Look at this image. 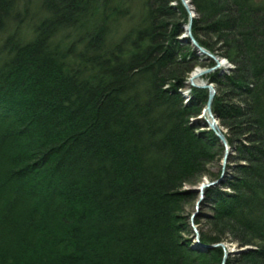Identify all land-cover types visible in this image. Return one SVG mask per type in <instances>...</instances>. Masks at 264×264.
I'll return each mask as SVG.
<instances>
[{"label":"trees","instance_id":"obj_1","mask_svg":"<svg viewBox=\"0 0 264 264\" xmlns=\"http://www.w3.org/2000/svg\"><path fill=\"white\" fill-rule=\"evenodd\" d=\"M28 1L0 0V264H221L206 245L228 241L254 248L226 264H264V0H191L192 35L234 62L213 110L246 164L206 191L196 248L179 190L224 146L189 122L204 90H178L198 65L183 5Z\"/></svg>","mask_w":264,"mask_h":264},{"label":"rangeland","instance_id":"obj_2","mask_svg":"<svg viewBox=\"0 0 264 264\" xmlns=\"http://www.w3.org/2000/svg\"><path fill=\"white\" fill-rule=\"evenodd\" d=\"M22 1L24 2V0H22ZM131 1L129 3H126L125 5L130 8L129 9L130 11L135 10V15H137L138 10H137V8L134 7L137 4H135V1H132V2ZM179 1L183 5L184 10H186V12L188 14V11H187L186 7L184 6V3H182V0H178V2ZM28 3L30 4V6H28L29 10H31V12H33L36 17L41 16V13L38 10V5L41 4V0H30V2L28 1ZM186 3L188 5V7L191 6V8H192V9H190V8H188V9L193 14V17H192V21H193L194 18L198 17V13L195 11L194 4L191 3V0H186ZM170 4L172 7H174L178 3H177V1H174ZM178 21L181 22L180 24L182 25L181 27L183 28V32L178 37L179 40H181V42L183 44H185V46H187V45L191 46L192 49L195 50L196 56L198 59L197 60L198 65L196 64L193 67V69L188 72V75L186 78L187 80L185 81L184 86L182 88H178V90H180V92L182 93L181 95L184 97L183 101L186 104L189 103V100L193 96L194 90H192V89L204 90L203 93L205 95V98L203 99L204 102L201 105V110H200L201 112H200V114H198L196 116H192L190 118V122H192L193 126L197 125L196 127L195 126L193 127L195 133H199L202 131L207 132L208 130H211L212 132H214V134L219 139L217 133L210 128V125L208 122L210 120V117H209V114L207 113L205 107L207 106V104L209 102V100H208L209 89L205 86L211 85L212 88L215 90L213 95H212V99H211L212 101H211L209 109L211 111V114H213L214 118L216 119V121H218V118H217V116L213 110V106H214V102H215L214 98L219 96V95L222 97L223 93L226 92L227 90H230V89H228V87L226 85H224L223 83H221V85H218L217 83H215V80H212L211 75H213L214 73H217L220 77L231 75L232 71L236 69L234 62L230 61L227 57L222 55L223 50H214V51L208 50L204 46H201L196 39L195 40L198 42V46L203 47L204 52L201 51L199 49V47L197 48V47L193 46L192 38L189 35H187V32H186V27L188 26L187 23L189 21V14H188V21L185 24L183 23V20L181 18H178ZM192 21H191V24H192ZM192 26H193V24H192ZM192 26H191V34H192ZM13 33L15 36L18 34V33H15V29L13 28V26H9L7 29L4 30V34H2V36L4 37V39H7V38H10V36ZM23 35H24V38H27V37L31 36V33L30 32H24V34H20V37L23 38ZM193 37H194V35H193ZM210 54L215 56V57H219L220 64L222 63L225 66L220 67V64L217 66L215 59L212 56H210ZM187 55L188 54H186L185 56H187ZM199 68H200V71H199L198 75L200 76L199 78H200L201 82L197 83L195 80H193L194 85H192L191 80L188 81V77L190 74H192V71H194L195 69H199ZM189 79H191V78L189 77ZM188 83H190L189 87H187ZM166 87H168V85ZM223 98L227 102H229V100L226 97L223 96ZM262 100H264V99H262ZM236 102H238V100H236ZM263 103H264V101H263ZM240 104L242 105L243 103H240ZM204 117H207V119H208L207 122L203 121ZM84 119H87V116H84ZM199 119H201L202 122H204L205 124L204 123L201 124V122H200L201 120L199 122H196ZM79 122H81V120H79ZM198 123H200L201 125H198ZM217 125L219 126V131L224 133V136H225L226 129L224 127L220 126L219 121L217 122ZM226 142H227V140H226ZM219 143H221L224 146V153L217 155L213 161H210L209 163L206 164L205 170H206V173H208V175L204 174V177H202L201 181H199L196 184H193V185L184 184V185H182V187H180L179 192H183V191L187 192L185 194L186 197L182 198L183 203L181 206L182 211L180 213V218H181L180 220L183 223V228L184 227L186 228V226H189L188 230H187L188 232L179 231L181 236H182L181 242H184L188 238L189 241L192 243L191 245H197L198 242H195L196 237L194 236L196 233L195 228L197 229V231L200 233L199 235L201 236V233L206 232V230H208V228L210 227L207 224L206 218H207V215L211 214V211L205 207V203H207V201H205V199H206L205 196H206V191L209 188L215 187L219 183L217 178L215 177V175L219 174L220 178H222V180H224L226 176L230 175L233 172L234 168H236V164L246 165L244 161H240V162L233 161V162H231V158L234 157L235 154L232 152L231 147H228L229 145H227L228 157L225 160V156H226L225 152L227 150V147H225L226 145L224 143H222L220 139H219ZM213 176L215 177V179L213 178ZM215 181H216L215 186H212V185L209 186L208 185L204 188V191H203L204 193L202 195L203 199H202V202L199 203V201L201 199L200 198L201 192H200L199 186L202 184H205V183H214ZM221 190L226 192V191H228V188L227 187L222 188ZM206 206H208V203L206 204ZM199 242H200V238H199ZM219 243H220V245H218V246H221V247L224 246L226 248V251L229 252L227 258H225V254L222 256V260L220 262L221 264H226L227 263L226 260L228 259V257L231 254H232V257H238L241 252H244L250 248H254L251 245L250 246H237L236 243L230 242V241H228L226 243L225 242H218L216 244L215 243L214 244H207L206 246L213 248L214 247L213 245H217ZM200 244H202V243L200 242L198 245H200ZM221 244H223V246ZM218 246H216V247H218ZM171 261H173V259H171Z\"/></svg>","mask_w":264,"mask_h":264},{"label":"water","instance_id":"obj_3","mask_svg":"<svg viewBox=\"0 0 264 264\" xmlns=\"http://www.w3.org/2000/svg\"><path fill=\"white\" fill-rule=\"evenodd\" d=\"M182 3H184V6L186 7V9L188 11V14H189V21L187 23L188 26H187V29H186L187 35H189L192 38L193 46H195L197 48L199 47V49L204 52L203 47L198 46V42L195 40V38L191 34V26H192L191 21H192L193 14L189 11L188 5L186 3V0L185 1L182 0ZM210 56H212L215 59V61L217 63V66H218L220 64L219 57H215V56H213L211 54H210ZM190 78H191L192 85H194V81H193L194 79H192V77H190ZM205 87H207L209 89V98H208L209 102H208V104H207V106L205 108H206V111H207V113L209 114V117H210V120L208 121L209 122V125H210V128L213 129L217 133V135H218L219 139L221 140V142L224 143L227 146V142H226V138L224 136V133H222V132L219 131V126L217 125V122L218 121H216V119L214 118L213 114H211V111L209 109L210 104H211V101H212L211 100L212 99V95H213V93H214L215 90L212 88L211 85H206ZM225 154H226V156H225V160H226L227 157H228V147H227V150H226ZM208 185L209 186L210 185H213V183H205V184H202V185L199 186L200 187V192H201L200 193L201 194V196H200L201 199H200L199 203L202 202V199H203L202 198V195L204 193L203 192L204 191V188L206 186H208ZM218 245H220V243L217 244V245H213V246L216 247ZM221 245L223 246V244H221ZM223 248H224V251H225V258H227L229 252L225 250V247L224 246H223Z\"/></svg>","mask_w":264,"mask_h":264},{"label":"bare ground","instance_id":"obj_4","mask_svg":"<svg viewBox=\"0 0 264 264\" xmlns=\"http://www.w3.org/2000/svg\"><path fill=\"white\" fill-rule=\"evenodd\" d=\"M190 5V4H189ZM188 8H190V9H192L191 8V6H189ZM186 29H187V27H186ZM225 65L224 64H220V67H224ZM199 71H200V68L199 69H195L194 71H192V74H190L189 75V77H192V79H194L197 83H199V82H201V80H200V76L198 75V73H199ZM189 77H188V81H190L191 79H189ZM189 84L190 83H188L187 84V87H189ZM202 119V118H201ZM201 119H199L198 121H196V122H199ZM202 121V120H201ZM200 121V122H201ZM203 121H205V122H207L208 121V119H207V117H204V119H203ZM189 122H190V120H189ZM191 124H192V122H191ZM213 130V129H212ZM214 131V130H213ZM227 145H229V143H227ZM225 147H227V146H225ZM228 147H230V145L228 146ZM218 180V185L222 182V178H218L217 179ZM216 185V181L213 183V185L212 186H215ZM222 189V187L220 188V190ZM195 237H196V239H195V242H198V244L200 243L199 242V238H200V233L197 231V229L195 228ZM192 244V243H191ZM197 244V243H196ZM191 245L193 248H196V246L198 247L199 245ZM223 248V247H222ZM225 250H226V248H225ZM223 252H224V254H225V251H224V248H223Z\"/></svg>","mask_w":264,"mask_h":264}]
</instances>
